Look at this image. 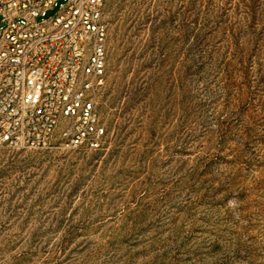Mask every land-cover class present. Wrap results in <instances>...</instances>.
<instances>
[{
	"label": "rangeland",
	"instance_id": "rangeland-1",
	"mask_svg": "<svg viewBox=\"0 0 264 264\" xmlns=\"http://www.w3.org/2000/svg\"><path fill=\"white\" fill-rule=\"evenodd\" d=\"M103 20L102 148H0V264H264V0Z\"/></svg>",
	"mask_w": 264,
	"mask_h": 264
},
{
	"label": "built area",
	"instance_id": "built-area-1",
	"mask_svg": "<svg viewBox=\"0 0 264 264\" xmlns=\"http://www.w3.org/2000/svg\"><path fill=\"white\" fill-rule=\"evenodd\" d=\"M104 4L0 0V148H47L60 125L67 147L102 148L106 131L97 99L106 75Z\"/></svg>",
	"mask_w": 264,
	"mask_h": 264
}]
</instances>
